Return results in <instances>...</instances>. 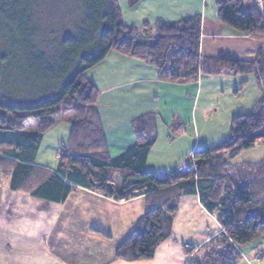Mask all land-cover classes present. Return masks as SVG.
<instances>
[{"label": "trees", "instance_id": "obj_1", "mask_svg": "<svg viewBox=\"0 0 264 264\" xmlns=\"http://www.w3.org/2000/svg\"><path fill=\"white\" fill-rule=\"evenodd\" d=\"M44 1L0 0V178L8 179L13 190L58 203L74 187L117 201L144 196L143 217L116 250V258L125 261L153 258L171 233L181 198L198 195L224 231L199 248L191 245L186 264H238L241 249L264 236V158L233 162L264 143V45L252 61L202 57L200 15L129 26L117 0H59L77 10L76 19L58 34L40 22ZM245 1L217 0V18L237 33L264 41V4L246 6ZM111 51L150 62L169 82H193L202 73L253 75L261 97L252 111L233 118L228 138L194 149L184 172L160 174L146 168L157 141L154 113L137 121L131 149L116 159L109 154L97 108L100 90L87 72ZM62 112L74 116L52 171L36 160L54 116ZM31 118L40 119L33 131L27 130Z\"/></svg>", "mask_w": 264, "mask_h": 264}, {"label": "crops", "instance_id": "obj_2", "mask_svg": "<svg viewBox=\"0 0 264 264\" xmlns=\"http://www.w3.org/2000/svg\"><path fill=\"white\" fill-rule=\"evenodd\" d=\"M117 1L129 26H153L158 20L175 22L200 15L202 57L252 61L264 44L221 24L217 0ZM250 1L255 2L246 0L245 5ZM201 75L189 83L165 81L150 62L116 51L91 68L87 77L100 90L97 108L110 156L116 159L131 149L137 141V121L154 113L159 132L146 168L165 174L185 165L193 150L201 147V133L192 110ZM208 145L214 144L203 146ZM37 165L52 171L57 167ZM145 209L144 196L117 201L74 187L66 200L58 203L13 190L8 179L0 178V264H186L191 245L199 248L224 231L198 195L183 196L171 233L157 246L153 258L117 259V248L135 230ZM241 253L238 264H264V236L242 248Z\"/></svg>", "mask_w": 264, "mask_h": 264}, {"label": "rangeland", "instance_id": "obj_3", "mask_svg": "<svg viewBox=\"0 0 264 264\" xmlns=\"http://www.w3.org/2000/svg\"><path fill=\"white\" fill-rule=\"evenodd\" d=\"M58 1L46 0L42 3L40 22L45 24V27L47 24V27L57 28L59 30L58 34H60L64 24L69 25V21L73 22L76 19L77 9L73 12L74 5L66 6L64 2H61L62 0ZM260 1L261 3H258L259 0H255L258 5L263 6L264 0ZM52 72V74H55L54 71ZM201 76L203 77L202 84H196L198 87H195L194 90L195 98L193 99L194 105L192 107L202 138L198 146H203L206 143L216 145L229 137L234 117L252 111L261 97V92L253 75L223 76L226 79L204 73ZM43 78L45 79L46 77L43 76ZM242 82L245 83L242 84ZM73 116L72 112H62L61 115L54 116L55 125L47 131L43 138L36 160L37 164L57 166L59 147L69 140ZM39 121L40 119L36 118L29 119L27 130H36ZM263 158L264 143H259L252 149L244 150L234 160V163L259 161ZM176 168L182 171L185 169V165L183 163ZM168 170L170 171L171 169Z\"/></svg>", "mask_w": 264, "mask_h": 264}]
</instances>
